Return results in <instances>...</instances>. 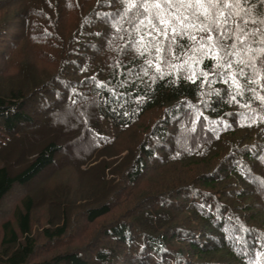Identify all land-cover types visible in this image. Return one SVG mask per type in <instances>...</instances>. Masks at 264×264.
Here are the masks:
<instances>
[{"label": "trees", "instance_id": "16d2710c", "mask_svg": "<svg viewBox=\"0 0 264 264\" xmlns=\"http://www.w3.org/2000/svg\"><path fill=\"white\" fill-rule=\"evenodd\" d=\"M242 7L247 30L264 31L261 0ZM123 8L0 0V219L24 190L0 226V264H264V79L246 69L238 94L214 60L185 64L187 48L156 71ZM39 124L43 144L27 148L20 133ZM73 142L83 153L60 165ZM55 165L85 191H27ZM42 204L50 213L35 228Z\"/></svg>", "mask_w": 264, "mask_h": 264}, {"label": "snow or ice", "instance_id": "6c2138e0", "mask_svg": "<svg viewBox=\"0 0 264 264\" xmlns=\"http://www.w3.org/2000/svg\"><path fill=\"white\" fill-rule=\"evenodd\" d=\"M249 0H121L124 4L121 20L132 24L138 39L135 41L136 51L141 55L155 51V63L146 61L149 67L160 71V63L166 55L177 56L187 48L192 53L185 60L203 63V58L215 61V67L222 69L221 75L238 90L242 88L241 79L252 77L264 79V47L253 49L251 43L264 45V31L247 30L248 20L243 19V5ZM264 4V0H261ZM247 13L245 12V15ZM239 18V19H238ZM255 23V21H253ZM264 24V21H261ZM234 26V27H233ZM119 30V29H117ZM258 39L252 40L253 37ZM180 40L188 43L181 45ZM251 41V43H250ZM196 53H202L197 58ZM211 53V55H209ZM234 65L238 69H234ZM173 68L180 67L171 65ZM216 73L202 72L205 78ZM195 71L188 79L196 82ZM251 83H259V79H250ZM235 100V96L232 97ZM259 99L264 100V97Z\"/></svg>", "mask_w": 264, "mask_h": 264}, {"label": "rangeland", "instance_id": "374dc122", "mask_svg": "<svg viewBox=\"0 0 264 264\" xmlns=\"http://www.w3.org/2000/svg\"><path fill=\"white\" fill-rule=\"evenodd\" d=\"M44 68H45L44 66H41V67H38L37 69L39 71H41V69H44ZM52 123H54V122H52ZM35 124H37V123H35ZM40 125L41 124H39V126L35 125L36 127L34 126V128H36V131H38V129H39L38 132H31V129H29L27 132H21L20 133V135H22L21 137L23 138V140L26 143L25 146L27 148L36 149L37 146L43 144L44 138L46 137L47 133H46V131H42V129H44V128H43V125H41V126ZM52 127H53V132L55 134H58V133L65 134L64 132H62L63 131L62 126L55 127V124H53ZM45 128L47 129L48 125H45ZM42 132H44V133L42 134ZM0 142H1V139H0ZM84 149H85V144L73 142L69 147H66V149L64 150L62 155L57 157V163H60V165H61V162H63V161L68 162L69 160L75 162L77 160V158L83 153ZM125 155L126 154H122V157ZM14 158L15 157L8 159L7 164H9V165H11V167H15V168H20L21 165L23 166V164H21L19 161L16 162ZM103 159L105 160V157H103L102 160ZM2 163L4 164V161L0 159V165ZM82 169L84 170V169H86V167H83ZM83 181L84 180H82L81 176L77 172L70 170L67 167L62 168L59 165L58 166L55 165L52 168H50L49 170L45 171L34 182H32L31 186L27 189V191L34 192V190L40 188V186L45 185L46 188L49 189L48 191H53L55 189V190H58V192H59L60 189H64L65 196L67 197V194L71 193L72 190L81 188V189H83V191H85ZM19 193L23 194L24 190L23 191L15 190V192L8 198V200L4 204V206L2 208V212H1L3 217H5V215H7V214H8L7 217L12 216L14 209H15V206L18 204L17 203L18 201L16 202L15 200L17 199V194H19ZM42 205L43 206H36L35 211H34V215L36 216V219H37L36 227L34 225L35 228H39L40 222H43L45 220L46 216L50 213L49 207H47V204H42ZM3 217L0 219V226L4 220ZM74 217H76V215ZM97 228H98V226H96V225H94L92 227H90V226L87 227L86 230H88V231L85 230L86 231L85 233L82 232V236L80 239L85 240L87 238L89 231L95 232L98 230ZM79 235H80V233H79ZM79 235H77V237ZM47 257H49V255L45 254V258H47Z\"/></svg>", "mask_w": 264, "mask_h": 264}]
</instances>
